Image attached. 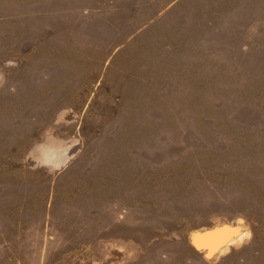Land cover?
Instances as JSON below:
<instances>
[{
	"label": "rangeland",
	"instance_id": "374dc122",
	"mask_svg": "<svg viewBox=\"0 0 264 264\" xmlns=\"http://www.w3.org/2000/svg\"><path fill=\"white\" fill-rule=\"evenodd\" d=\"M0 264H264V0H0Z\"/></svg>",
	"mask_w": 264,
	"mask_h": 264
}]
</instances>
